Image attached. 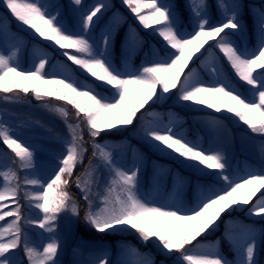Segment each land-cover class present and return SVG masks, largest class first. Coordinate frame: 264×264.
<instances>
[{
    "label": "snow or ice",
    "instance_id": "1",
    "mask_svg": "<svg viewBox=\"0 0 264 264\" xmlns=\"http://www.w3.org/2000/svg\"><path fill=\"white\" fill-rule=\"evenodd\" d=\"M121 3L162 45L151 47L135 70L117 64L114 58L115 33L122 17L114 13L113 22L95 35L111 7L109 0H95L90 6L84 0H69L67 6L47 0H3L0 32L10 31V14L22 30L27 26L38 40L50 42L48 47L76 65L91 82L79 79L68 63L53 62L42 44L33 46L31 68L20 67V44L10 52L0 51V98L13 102L31 94L67 130L41 178L37 149L21 142L0 113V142L14 154L0 152L11 160L0 167V264H62L59 221L79 218L81 213L73 187L84 201L83 220L88 227L102 234L131 232L142 244L151 242L172 264H260L264 228L257 229L255 224L233 221L225 226L224 239L236 253L233 260L223 255L219 242L206 245L198 238L216 231L225 213L243 211L264 223V4L255 11L256 42L249 46L243 43V0H216L215 20L208 0H185L186 19L176 0ZM144 9L149 11L141 14ZM133 40L136 49L143 46V38L130 27L125 43ZM128 55L122 53L123 60ZM174 89L178 103L211 117L204 122L211 132L228 133L227 119L244 127L246 134L260 137V169L245 168L241 174L233 168L227 149L215 140L205 147L203 137L189 138L176 113H170L167 122L151 109L141 113L150 101L155 105L170 99L168 94ZM138 113L143 140L151 149L211 177L192 207L157 204L142 196L140 163L121 167L113 146L99 142L102 134L133 125ZM137 159L142 161V155ZM101 168L110 174L103 192L98 179ZM22 199L28 208L39 210L38 218L25 215ZM29 226L43 230L42 236L47 234L44 242L34 243ZM121 254L123 259L114 262L107 249H101L87 264H156L152 253L134 246H124Z\"/></svg>",
    "mask_w": 264,
    "mask_h": 264
},
{
    "label": "rangeland",
    "instance_id": "2",
    "mask_svg": "<svg viewBox=\"0 0 264 264\" xmlns=\"http://www.w3.org/2000/svg\"><path fill=\"white\" fill-rule=\"evenodd\" d=\"M47 2L59 3L64 6L69 4V0H47ZM94 2L95 0H84L85 5L87 6H90ZM109 3L111 7L104 13L99 21V27L96 29L95 35L98 37L99 33L113 22L114 13L118 14V18L122 17L123 20L120 22L118 30L115 33L114 58L117 64L122 63L128 70H135V68L139 67L144 61L145 55L151 47L162 48V45L155 36L150 34L151 29H145L140 25L138 20L134 18V14L130 13V10L126 5L121 3V0H109ZM184 3L185 0H183V4ZM208 3L213 5L211 14L213 20H215L218 17L215 8L216 0H208ZM243 3L248 8V14L252 18V24L254 27L255 11L264 4V0H243ZM0 6L4 8L3 0H0ZM63 10L64 9H62V11ZM148 11V9H144L141 14H146ZM12 18L15 20L17 31L21 32V34L18 38L14 39L11 38L8 33L0 32V51L10 52L13 50V45L20 44L21 50L18 54L20 67L31 68V52L33 46L42 44L51 53L53 62L64 61L65 63H68L74 69V73L79 79L91 82V78L83 74L76 65L67 61L65 57L60 56L54 49L48 47L50 42L38 40L32 35L33 30L28 29L27 26H25V29L27 30H22L16 19L14 17ZM243 23L246 26L244 19ZM130 27L136 30L139 37L143 38V46L139 49L134 47V40L131 43H125L126 35L130 31ZM122 28H125L124 35L122 36L121 41L117 42L118 34ZM255 42L256 34L254 29L247 30L246 27L243 43L252 46ZM209 43L212 42L210 41ZM205 47H207V45ZM129 50H131L130 55H128ZM201 51H203V49ZM122 53L128 55L127 60H123ZM196 55L199 56L200 53H197ZM193 63H195V57L193 58V62H190L189 68L192 67ZM224 67L228 69L227 63L224 64ZM187 70L188 69H185V71ZM229 71L231 70L229 69ZM201 75H203L205 79L208 78L203 72H201ZM51 87H56V85H52ZM176 91L177 90L175 89L172 90V92L168 94L171 98L165 99L163 102L153 105L150 101L144 109H141V113L147 112L151 109L156 113L162 114L165 122H167L170 113H176L182 118L183 128L187 131L189 138H196L198 136L203 137L206 140L205 147L215 140L216 145L227 149L233 168L241 170V174H243L245 168L260 169L262 165V158L259 152V145L261 142L260 137L251 133L246 134L245 130L242 129L244 127L234 124L233 121L231 122L227 119L224 120V124L229 130L228 133L211 132L204 123L211 117L203 112L191 110L188 107H185L183 103H178L175 96ZM43 103V101L36 100L31 94L19 101L13 102H5L0 98V113L3 114L5 124L14 131L15 135L20 138L21 142L26 141L28 144H31L33 148L37 149L36 157L39 169L38 174L41 178L47 174L48 165L52 160V157L61 148V145L58 142L59 139L67 134L66 127L61 119L55 113L45 109ZM50 103L60 102L50 101ZM69 108L71 110V106H69ZM141 113H138L137 120L134 121L133 125L121 128L119 131L113 129L107 134H102L99 138V142H107L113 146V155L121 167L129 169L134 162L140 163V192L142 196L157 204L164 203L173 205L180 203L182 207H192L200 196L203 186H206L211 182L208 181L211 177L207 178L208 180L206 181L199 180L197 177H188V179L183 180L179 169L174 165L160 164L158 160L152 156L151 151L147 149V143L143 140L140 122ZM213 115L222 117V114L213 113ZM37 121L44 126H39L36 123ZM85 139H88L86 131ZM0 152H8L11 154V150L7 149V146L2 142H0ZM88 155H91V148H89ZM141 155L142 161L137 159V156ZM86 163L87 157L85 158V164ZM5 164H11V160L0 155V167ZM12 166L15 167V165ZM80 171L81 169L77 168V172ZM148 172H151V175L148 176ZM20 175L23 177V171L20 172ZM109 177V172L106 169L101 168L98 174L100 184L99 190L101 192L104 191L105 184L109 180ZM178 178H182V182ZM0 182H2V178H0ZM71 191L77 197L81 209L80 215L83 216L85 204L84 201L80 199V192L75 187H73ZM21 203L25 205L24 212L26 216H31L32 218L39 217V210L28 208L26 201L23 199L21 200ZM223 215L222 219L225 226L231 225L233 221H236L243 224H255L257 229L264 228V223H261L258 218L250 219L243 211L233 212L231 216H229L228 213ZM79 221V218L71 216L68 218L62 217L59 221L58 234L62 241V247L58 259L62 261V264H87L88 261L94 259L95 256L99 254L101 249H107L111 260L114 262L119 261L123 259L121 249L124 246H134L143 253H152L155 257L156 264H160V261H164L165 264H172V260L158 253L151 242L144 245L131 232L110 233L111 238L106 239L107 236L104 237V235L97 234V232L93 230L91 231L92 233L90 236L88 234L79 233ZM83 225L88 227L84 223ZM88 229H90V227H88ZM218 229H220V223L216 230ZM27 231L32 236L33 241L37 242L38 245L46 239L47 234L45 233L42 236L41 233L43 230L41 229L29 226ZM99 236H101L102 239H99ZM224 236L225 235L215 239L209 237L207 240L201 236L198 238V241L206 245L219 242L220 250L223 255L229 260L236 259L235 252L233 253L234 255H232V258L227 255V253L230 252V246L228 241L224 239ZM258 259L260 264H264V246H261L260 248Z\"/></svg>",
    "mask_w": 264,
    "mask_h": 264
},
{
    "label": "trees",
    "instance_id": "3",
    "mask_svg": "<svg viewBox=\"0 0 264 264\" xmlns=\"http://www.w3.org/2000/svg\"><path fill=\"white\" fill-rule=\"evenodd\" d=\"M176 2L179 3L180 6H181V7H180V10H181V12H182L183 17L187 18L188 14H187V12H186L185 9H184V5H183V3H182V0H176ZM0 14H1V15H2V14H5V12L2 11V10L0 9ZM8 20H9V22H10V31H9V35H10L11 37H15V36H16V30H15V27H14L13 21H12V19H10L9 17H8ZM244 20H245V22H246V25H247L248 30H252V29H253V25H252V22H251V17H250L249 14H248V9H247V8H245ZM153 154H154L155 156H157V158H159V159L161 160V162H162V161H165V162L168 161V162H171V163H175V165H177V167L180 169L183 178H184V177H188V176L195 177L196 175H199V177H200V178H203V179H207V178H209V177H205V176H203L201 173H199L198 171H196V170H194V169H191V168L186 167V166H185L183 163H181L179 160H175V159H173V158L168 157L167 155L157 153L155 150H153ZM222 218H223V215H222ZM222 218H221V220H223ZM221 226H222V228H221L220 230L215 231V232H209V233H206V234L203 236V238H205V237H206L207 239H208L209 237H211V238H216V237H219V235H224V234H225V226L222 225V222H221ZM80 231H82V232L84 233V228H83L82 225H81V227H80ZM206 238H205V239H206ZM229 250H230V252H228V253L231 254V251H233V250H232V249H229Z\"/></svg>",
    "mask_w": 264,
    "mask_h": 264
}]
</instances>
